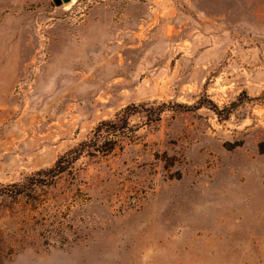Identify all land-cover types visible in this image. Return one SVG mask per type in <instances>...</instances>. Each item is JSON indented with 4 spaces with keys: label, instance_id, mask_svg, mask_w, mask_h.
Returning a JSON list of instances; mask_svg holds the SVG:
<instances>
[{
    "label": "rangeland",
    "instance_id": "374dc122",
    "mask_svg": "<svg viewBox=\"0 0 264 264\" xmlns=\"http://www.w3.org/2000/svg\"><path fill=\"white\" fill-rule=\"evenodd\" d=\"M161 103L1 196L0 264H264V0H0V186Z\"/></svg>",
    "mask_w": 264,
    "mask_h": 264
},
{
    "label": "trees",
    "instance_id": "16d2710c",
    "mask_svg": "<svg viewBox=\"0 0 264 264\" xmlns=\"http://www.w3.org/2000/svg\"><path fill=\"white\" fill-rule=\"evenodd\" d=\"M236 106H238L236 103H231L229 107L220 109L208 97L200 99L194 106H184L182 104L173 105L174 109L180 110H196L205 107L222 120L228 119L232 110ZM168 108L169 106L165 103L151 104L150 106H128L124 108L114 120L100 122L94 129L92 137L89 140L81 142L72 151L60 157L52 168L37 172L33 177L26 178L21 184H12L5 187L0 186V197L18 196L24 193L36 182L51 181L53 178L65 172L67 168L76 162L83 154H92L95 151H98L101 144H105V142H102L104 136L114 137L127 133V131L130 130L128 128V123L131 116L144 113L145 118L148 121H158L160 120L162 113Z\"/></svg>",
    "mask_w": 264,
    "mask_h": 264
},
{
    "label": "water",
    "instance_id": "95a60500",
    "mask_svg": "<svg viewBox=\"0 0 264 264\" xmlns=\"http://www.w3.org/2000/svg\"><path fill=\"white\" fill-rule=\"evenodd\" d=\"M55 1V4L59 5L61 2L63 3H68L70 2V0H54Z\"/></svg>",
    "mask_w": 264,
    "mask_h": 264
}]
</instances>
